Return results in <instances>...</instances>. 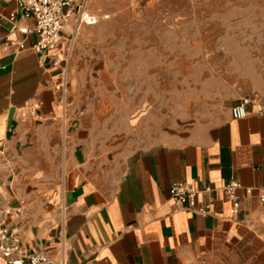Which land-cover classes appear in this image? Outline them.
<instances>
[{"label":"crops","instance_id":"1","mask_svg":"<svg viewBox=\"0 0 264 264\" xmlns=\"http://www.w3.org/2000/svg\"><path fill=\"white\" fill-rule=\"evenodd\" d=\"M86 10L98 20L81 26L69 54L40 55L35 35L18 29L33 18L0 0V207L24 248L67 264H264V97L233 118L236 95L216 122L148 147L119 142L112 122L131 113L105 97L117 96L111 71L145 68L155 48L165 61L149 38L180 0H87ZM122 13L130 44L100 40L102 23ZM231 179L236 213L221 190ZM179 180L213 188L196 197L212 199L207 214L173 203Z\"/></svg>","mask_w":264,"mask_h":264},{"label":"rangeland","instance_id":"2","mask_svg":"<svg viewBox=\"0 0 264 264\" xmlns=\"http://www.w3.org/2000/svg\"><path fill=\"white\" fill-rule=\"evenodd\" d=\"M124 19L102 23L100 40L129 45ZM160 43L163 63L155 48L145 68L111 71L117 96L105 97L131 113L112 122L119 142L148 147L216 122L236 95L264 97V0H180L179 15L166 19L160 38H149Z\"/></svg>","mask_w":264,"mask_h":264},{"label":"built area","instance_id":"3","mask_svg":"<svg viewBox=\"0 0 264 264\" xmlns=\"http://www.w3.org/2000/svg\"><path fill=\"white\" fill-rule=\"evenodd\" d=\"M22 17H32L34 23L31 27H19V31L32 33L35 40L31 47L40 55H55L56 51L64 49L70 52V45L83 24H94L98 17L86 10L87 0H14ZM8 19L15 26V13H10ZM67 29L68 36H63ZM64 45H66L64 47ZM21 47H23L21 45ZM257 94L240 97L230 108L233 118L246 115L247 106L256 103ZM260 110V108H259ZM239 183L231 179L221 188L229 197L231 213L239 209V200L236 190ZM259 200L264 204V184L261 186ZM210 186L195 188L183 181H175L169 189L173 203L185 210L201 215L207 214L212 199L197 203L196 197L200 193L210 194ZM11 208L0 207V264H67L64 256L52 257L41 251H28L22 245L20 236L9 221Z\"/></svg>","mask_w":264,"mask_h":264}]
</instances>
